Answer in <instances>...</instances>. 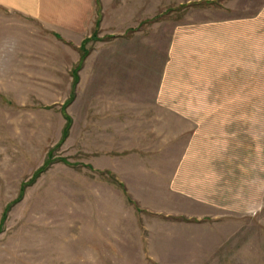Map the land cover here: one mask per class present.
Returning a JSON list of instances; mask_svg holds the SVG:
<instances>
[{
	"label": "rangeland",
	"instance_id": "1",
	"mask_svg": "<svg viewBox=\"0 0 264 264\" xmlns=\"http://www.w3.org/2000/svg\"><path fill=\"white\" fill-rule=\"evenodd\" d=\"M92 6L0 12V264H264V0Z\"/></svg>",
	"mask_w": 264,
	"mask_h": 264
},
{
	"label": "crops",
	"instance_id": "2",
	"mask_svg": "<svg viewBox=\"0 0 264 264\" xmlns=\"http://www.w3.org/2000/svg\"><path fill=\"white\" fill-rule=\"evenodd\" d=\"M94 3L98 6V12L100 13V1L98 4V0H0V12L3 13L8 23H11L9 21L12 19L22 24L32 21L36 22L42 30L51 31L53 28H69L80 31L84 28L85 18L89 17L90 13L94 11L92 6ZM213 168L212 165L208 166L209 182L220 179V176L217 177V174L212 171ZM190 172L195 173L197 171L190 170ZM188 195L203 199L199 194L193 192H189ZM211 195H213V192L208 193V200L209 198L212 199L213 196ZM206 216L205 214L202 219L198 218V220H208Z\"/></svg>",
	"mask_w": 264,
	"mask_h": 264
},
{
	"label": "trees",
	"instance_id": "3",
	"mask_svg": "<svg viewBox=\"0 0 264 264\" xmlns=\"http://www.w3.org/2000/svg\"><path fill=\"white\" fill-rule=\"evenodd\" d=\"M99 1L100 0H98V4H99ZM99 24H100V19H98L97 21H96V29H95V31H94V34H93V36L97 33V29H98V27H99ZM86 42H87V39L86 40H84L83 41V43H82V45L80 46V50H81V58H80V61H79V64H77L73 69H72V76H73V87H75L76 86V84H77V82L79 81V70L81 69V67H82V63H83V61L85 60V58L87 57V55H88V52L86 51V49H85V44H86ZM73 94H74V92H73ZM73 96L74 95H72L71 96V99L69 100V103L71 102V100L73 99ZM64 112V111H63ZM64 115L66 116V118H67V125H66V127L64 128V130H63V136L64 137H66V135H67V131H68V128H69V125H70V123H71V118L66 114V113H64ZM48 160L46 161V164H48ZM124 189H125V187H124ZM126 193H127V190H126ZM186 221H190V220H188L187 218H186Z\"/></svg>",
	"mask_w": 264,
	"mask_h": 264
}]
</instances>
